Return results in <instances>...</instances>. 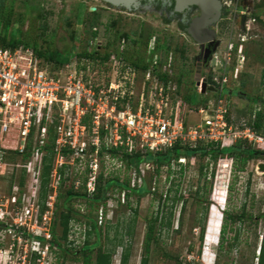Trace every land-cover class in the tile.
Wrapping results in <instances>:
<instances>
[{
	"label": "rangeland",
	"instance_id": "374dc122",
	"mask_svg": "<svg viewBox=\"0 0 264 264\" xmlns=\"http://www.w3.org/2000/svg\"><path fill=\"white\" fill-rule=\"evenodd\" d=\"M252 2L253 9L246 5ZM134 3L136 6L130 8L102 0H0V23L10 19L14 28L22 27V33L37 43L61 51L73 47L77 52L94 49L100 56L111 51V58L114 56L106 62L77 57L61 68L41 62L43 68L60 77L75 71L97 85L105 84L115 77L116 55L122 51L128 62L137 58L156 60L158 69H168L172 82L180 81L182 92L196 88L204 95V105L216 101L219 91L204 93L195 84L199 47L186 35L178 19L170 18L169 9L163 6L168 0H135ZM222 5V20L212 27L216 36L212 56L217 65L220 63V69L214 71L205 67L204 74L216 85L226 79L221 88L230 92L221 98L234 121L249 122L256 112L260 113L258 132L264 136V0H223ZM93 32L96 33L94 38ZM142 76L138 72V83ZM140 89L139 84L134 86V95L137 96ZM169 95L171 103L179 106L173 84ZM179 110L186 124L198 120V116L187 112L184 106ZM178 163L172 162L169 169L162 167L158 172L153 162L147 163L142 181L150 193L144 197L114 188L108 192L104 206L96 201L88 207L81 198L68 202L77 214L69 223L66 245L69 250L77 251V256L71 259L64 255L56 258L54 264H83L80 251L86 242L95 244L96 233L100 234L104 250H114L112 264H120L125 248H128L127 264H140L146 221L159 212L168 216L171 208L170 203L159 202L156 195L166 194L169 189L170 196L177 195L179 199L173 208L172 228L168 233L157 232L159 243L151 245L148 264H257L264 237V160L249 161L239 170H235L233 161L225 156L215 162L190 159ZM85 171V165L65 169L64 176L68 179L58 190L62 197L68 190L86 193L88 172ZM101 171L106 176H117L130 185H138L133 168L106 157L98 163L97 176ZM215 189L220 194L218 197L224 193L223 206H218L213 199ZM61 203L62 200L57 199L54 207L57 237L61 235L57 217L63 211ZM225 210L232 215L243 214L244 220L228 221L221 249L219 232ZM86 217L96 223V233H92ZM202 226L205 233L201 240ZM96 254L97 249H94L91 264Z\"/></svg>",
	"mask_w": 264,
	"mask_h": 264
},
{
	"label": "built area",
	"instance_id": "2783aa9c",
	"mask_svg": "<svg viewBox=\"0 0 264 264\" xmlns=\"http://www.w3.org/2000/svg\"><path fill=\"white\" fill-rule=\"evenodd\" d=\"M117 65L115 77L97 85L75 71L64 77L53 74L29 48H0V264L56 262L58 250L52 244L51 229L60 170L85 165V190L91 196L103 148L157 153L176 144L226 148L243 140L264 151V136L249 122L234 121L223 98L197 108L180 100L176 107L169 95L171 83L164 84L157 77L156 60L151 61L156 69H148L139 83L135 68L119 59ZM225 82L223 78L218 83L220 90ZM138 84L141 89L136 96L133 87ZM197 87L200 91L201 86ZM181 105L198 116L195 123L186 124ZM50 128L56 135L54 162L48 194L42 200L41 171ZM15 153L17 160L12 159ZM24 154L29 156L22 161ZM147 166L133 169L137 186ZM21 177L23 186L19 185Z\"/></svg>",
	"mask_w": 264,
	"mask_h": 264
},
{
	"label": "trees",
	"instance_id": "16d2710c",
	"mask_svg": "<svg viewBox=\"0 0 264 264\" xmlns=\"http://www.w3.org/2000/svg\"><path fill=\"white\" fill-rule=\"evenodd\" d=\"M93 38L96 36V33L93 32ZM18 47H24L31 49L37 59L40 62L45 64H52L58 68H61L68 63H70L73 59L79 58L84 59L87 61L91 60H100L101 62H106L111 57V51H106L103 55H99L98 51L92 50L91 52L81 51L77 52L74 48H70L68 50H58L57 48L50 47L49 45H45L44 43H37L34 38L25 35L22 33V27L18 26L16 28L13 27L10 19L4 20L0 23V48L2 49H16ZM117 59L123 60L130 64L136 71L141 72L144 74L148 69L154 70L156 68L152 67L151 61H145L144 59L137 58L131 62L125 59L124 53L121 51L119 54L116 55ZM158 63V62H157ZM157 77L161 82L164 84L171 83L176 88V94L179 96V100L187 106L190 107H200L206 106L204 105V100L202 94H199L196 88L187 89L185 92L181 90V83L180 81L172 82L168 72H164L163 70L158 69L157 65ZM209 83L213 84L214 87L219 91L220 97L223 94H227L230 92L227 89H219V86L216 83L209 80ZM259 119L260 113H255V118L249 123L253 126V128L258 132L259 129ZM260 133V132H258ZM261 134V133H260ZM56 135L54 130L50 128L49 134V142L45 147V155L43 157V165L41 171V184H40V198L42 200L46 199L48 194V184H49V175L53 167L54 162V142H55ZM109 156L111 160H116L120 162L124 167H130L133 169L138 170V167L141 164L153 162L156 165V172L159 171L160 168L165 167L169 169L171 167L172 162L178 163L180 158H184L185 160L190 159H208L212 162L217 161L219 158L228 157L233 161L235 170H239V168H243L249 161L252 160H264V151L254 149L252 146L248 145L247 143L244 144L242 141H238L234 143L230 147L226 148H219L218 145L210 146V147H195L190 148L188 146H181L179 144L174 145L172 148L167 149L162 152L151 153L145 152L142 153L140 151H133L132 153H128L123 149H109L105 150L104 148L100 151L99 157L102 159L105 156ZM29 154H24L21 156L22 161H25L28 158ZM19 158L16 153L12 156L13 160H17ZM181 166V165H180ZM65 166L63 169L60 170L61 173V183L67 180L68 178L65 177ZM88 172V171H87ZM86 172V173H87ZM202 176V175H201ZM205 176V175H204ZM85 185V181L83 182ZM14 184L13 176L9 179V186L12 187ZM24 179L21 177L19 181V185L23 186ZM59 187V190H60ZM85 187V186H84ZM119 190H127L137 197H144L146 194L150 193V191L146 188L145 184L142 181L140 186L131 187L129 182L121 181L117 176L109 177L108 175H104V172H100L97 176V181L95 185V192L88 196L85 192L84 193H77L73 192L72 190H68L64 197L62 194L58 192V200H62V208L63 211L58 213V225L61 227V235L59 237L55 234V222H53L52 226V244L57 247V258H63L64 255L71 256V259L77 256V251H72L68 249L66 245L67 237L69 234V223L75 220V216L77 214L72 208L68 206V202H70L74 198H81L85 203L89 206L93 205L94 202L99 201L100 204L103 206L107 203L108 200V192L113 189ZM231 188V187H229ZM218 190L215 189L213 193V199L217 203L218 206H223L224 204V193L222 197H218L220 195ZM171 190L169 189L166 194L156 195L159 202L163 201L164 204L170 203V212L168 216L164 215L162 212L156 214V216L151 217L146 221V232L143 239V253L144 255L141 258L140 264H148L149 262V254L151 250L152 244H158L157 232L160 234L163 230L165 232H169L172 228V217H173V208L178 204L179 199L177 195L173 197L170 196ZM152 194V193H151ZM154 197L155 195L152 194ZM119 203V201H118ZM208 208H206V211ZM79 213V212H78ZM57 212H55V216ZM87 218V224L89 225L92 233H96V223L91 221L89 217ZM244 215H232L228 213V211H223L222 213V221L220 226L219 232V240H220V248H223L225 242V233L227 230V223L230 221L231 223L235 222H243ZM205 228L204 226L200 227V239L202 240V236H204ZM97 241L95 244H88L87 242L81 249V253L83 255V264H91V253L94 249H97V254L95 257L94 264H112L113 252L114 250H104L100 244V234L96 233ZM65 244V246H64ZM97 246V247H96ZM62 256V257H61ZM128 248L123 249L121 257H120V264H127L128 263ZM76 259V258H74ZM257 264H264V237L263 243L260 246L258 257H257Z\"/></svg>",
	"mask_w": 264,
	"mask_h": 264
},
{
	"label": "flooded vegetation",
	"instance_id": "af4514ba",
	"mask_svg": "<svg viewBox=\"0 0 264 264\" xmlns=\"http://www.w3.org/2000/svg\"><path fill=\"white\" fill-rule=\"evenodd\" d=\"M218 1L220 2L219 16L217 17V19L214 22L207 25V28L213 32H214V30L212 29V27L214 25H218V23L222 20L223 0H218ZM107 4H109V3H107ZM246 5L252 9L255 7L254 2L246 3ZM122 6H126V5H122ZM135 6H136V4L133 2L128 7L134 8ZM163 6H166L169 9V13L171 15L170 18L171 19L177 18L178 23L180 24V26L182 27V29L186 33V35H188L192 39V41H195L191 37V35L189 34V30L192 29L191 25H192L193 21L201 16V10H200L199 6L196 4H189L185 8H183L182 10H178L177 9V0H168V3H166ZM194 30H196V29H194ZM196 33H197L198 37L203 41V44H199L196 41L194 42L199 47V55L196 57V73H197V70L199 67L200 81H201V83L203 81H205L207 84V88L205 89L204 93L212 92V91L208 90V87L210 86L211 83H209L210 78L204 74V69H205V67H208L214 71H218L220 69V63H219V65H217V63L214 61V58L212 56V53H213L212 49L215 46V41L213 42V44L210 41H206L209 39L208 38L209 35L206 32H203V31L200 32V31L196 30ZM215 37L216 36H215V32H214V38ZM195 84H196V82H195ZM196 86H197V84H196Z\"/></svg>",
	"mask_w": 264,
	"mask_h": 264
},
{
	"label": "water",
	"instance_id": "95a60500",
	"mask_svg": "<svg viewBox=\"0 0 264 264\" xmlns=\"http://www.w3.org/2000/svg\"><path fill=\"white\" fill-rule=\"evenodd\" d=\"M102 1L109 3L111 5H115V6H120V5L129 6L135 0H102ZM189 4H196L199 6V8L201 10V16L193 21V23L191 25L192 29L189 30V34L197 43L203 44V41L198 37V35L196 33V30L199 29L200 32L203 31L209 35L208 36L209 39L206 41H210L213 44V42L215 41L214 32L209 30L207 28V25L214 22L217 19V17L219 16L220 2L218 0H177V9L182 10L183 8H185ZM194 29H196V30H194ZM196 74L197 75L195 78V82H196L197 86H199V85L201 86V91L204 92L205 89L207 88V84L205 81L200 83L199 67H198ZM208 90L212 91V92L216 91V89L212 86H209ZM209 216H210V214H209ZM208 221H209V218L207 220V224H208Z\"/></svg>",
	"mask_w": 264,
	"mask_h": 264
},
{
	"label": "bare ground",
	"instance_id": "6f19581e",
	"mask_svg": "<svg viewBox=\"0 0 264 264\" xmlns=\"http://www.w3.org/2000/svg\"><path fill=\"white\" fill-rule=\"evenodd\" d=\"M198 31H199V29H198Z\"/></svg>",
	"mask_w": 264,
	"mask_h": 264
}]
</instances>
